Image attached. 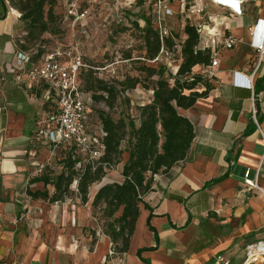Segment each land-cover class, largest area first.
Returning <instances> with one entry per match:
<instances>
[{"label": "crops", "instance_id": "0c3cea01", "mask_svg": "<svg viewBox=\"0 0 264 264\" xmlns=\"http://www.w3.org/2000/svg\"><path fill=\"white\" fill-rule=\"evenodd\" d=\"M170 1L173 15L181 17L182 40L188 19L182 5L199 2L212 16L208 28L216 29L214 21L225 22L218 25L220 31L234 36L236 43L219 50V65L211 77L209 68H194L206 75L213 89L193 107L181 109L196 129L189 157L168 173L157 174L154 189L145 197L153 207L151 224L158 241L147 225L151 211L142 205L130 250L119 259L124 264H212L217 254L225 253L240 264L247 246L264 240V193L244 182L246 169L254 177L261 166L259 185L264 190V140L253 113L255 107L264 131V56L258 61L252 44L264 34V27L255 29L264 22V0L244 1L242 14H231L213 0ZM18 11L9 0H0V264H115L107 260L110 237L99 236L97 230L91 237V208L79 194L51 203L26 193L38 169L35 162L45 163L49 156L44 147L34 157L28 151L29 138L50 105L42 87L18 80L23 70L17 50L27 33ZM236 73L252 79L254 90L235 84ZM145 97L146 102L152 100L150 92ZM252 118L254 129L245 136ZM227 171L230 175L219 183L205 185ZM109 181L106 176L101 183ZM99 184L92 188L90 206ZM31 188L44 186L36 183ZM48 189L54 190L51 185ZM151 247L138 255L139 249ZM240 255L242 261L236 263Z\"/></svg>", "mask_w": 264, "mask_h": 264}, {"label": "trees", "instance_id": "16d2710c", "mask_svg": "<svg viewBox=\"0 0 264 264\" xmlns=\"http://www.w3.org/2000/svg\"><path fill=\"white\" fill-rule=\"evenodd\" d=\"M9 1L22 12L20 18L27 32L21 39L23 42H19V47L23 50H30L31 47L28 45L30 42H43L42 37L46 33L57 32L62 24V16L55 10L59 0ZM146 23L147 25L143 27H140L138 22L136 25L144 40L146 50L144 58H153L160 52L162 42L152 19L148 18ZM183 33L186 36L184 40L181 39L182 35L173 34L171 29V36L165 40L168 47L173 46L178 38L182 41L183 60L176 74H172L164 66L141 67V71L146 73V78L155 76L157 78L151 87L150 84L144 86L146 90L153 89L152 100L144 105L135 106L134 117L129 109L125 117L115 119L111 110L120 104L122 98L129 102L128 108H131V100L125 92L135 89L141 81L140 78L128 77L119 80L115 77L106 80L99 77L92 68L83 69L80 75L83 90L92 94L94 100L92 114L99 119L106 133L103 137L105 151L101 164L93 168L90 163H86L77 168L79 158H73L75 147L68 144L61 145L56 150L55 161L60 163L63 169L55 175V169L50 164L44 165L42 172L31 178L26 188L29 197L56 203L73 195L77 187L82 203L86 204L89 201L90 188L100 183L92 200V206L101 211L102 231L112 239L113 245L116 244L114 249L117 254L129 252L142 205L151 211L147 225L155 232L158 241L157 231L151 224L154 216L153 207L145 197L154 189V177L157 174L168 173L175 164L184 162L189 157L196 137V129L181 109L193 107L199 98L207 97L213 89L209 79L194 70L198 65L211 64L210 49L201 48L200 34L188 19ZM42 45L44 42L38 44L37 52L33 54L34 60L47 51ZM130 57V54H127L125 58ZM202 86L204 89L200 90ZM259 90L256 88V91ZM99 102L105 103L109 110L97 106ZM48 104L47 102L46 105ZM232 106L236 112V107L233 104ZM252 124L255 125L253 118L251 125L245 131V136L254 129L250 128ZM124 152L127 157L121 172L123 181L101 183L107 173L104 165L107 169L114 168L121 162ZM229 175L227 171L205 185L217 184ZM36 183H42L44 189L33 190L31 186ZM49 185L54 188L52 193L48 189ZM153 248H141L138 250V255L140 256L145 249Z\"/></svg>", "mask_w": 264, "mask_h": 264}, {"label": "built area", "instance_id": "2783aa9c", "mask_svg": "<svg viewBox=\"0 0 264 264\" xmlns=\"http://www.w3.org/2000/svg\"><path fill=\"white\" fill-rule=\"evenodd\" d=\"M213 1L219 6L227 7L231 14H242V5L246 0ZM59 3L63 9L61 13L62 23L69 32L68 38L65 39L68 41L56 44L52 48L46 47L45 44L42 45L47 51L36 60L33 59L36 50H23L21 48L17 50L18 65L23 70L18 80L29 87H42L43 97L51 107L46 116L39 122V128L29 138L31 147L28 152L31 156H36L39 147H44L49 152L45 163L35 162L38 169L33 172L34 176L42 172L44 165L50 164L51 160L56 159V150L65 144L75 147L73 158H79L77 168L86 163H90L93 168L101 164V158L105 151L103 137L106 133L102 129L99 119L92 114L94 100L91 93L83 90L80 75L83 69L92 68L99 77L106 80L118 78L116 62H110L104 66H93L87 63L88 53L84 51L83 45H85V40L86 44H92L100 33L108 30L110 16L113 13L116 14L117 23L124 25L126 20L124 11L127 3L124 0H117L112 8L109 7L108 0H59ZM170 4V0H155L152 6V21L162 42L160 52L153 58H138L146 60L148 66H164L169 72L176 74L183 60L182 41L176 39L175 44L170 47L165 44L166 38L171 36L167 18L175 13ZM182 8V12L187 15L190 23L196 27L200 34L201 48L210 49L212 53L211 64L204 66L210 70L207 77H211L213 68L219 65V50L232 48L236 43V38L220 31V26L225 25V22L219 24L214 21L216 29L210 30L208 21L212 20V16L207 13L201 3L183 4ZM107 11H111V13ZM104 12L106 14L102 17ZM17 13L18 17L22 16V12L18 11ZM260 26L264 27V22L258 23L255 29ZM252 44L259 53L258 61H260L264 56V34L262 38L255 39ZM124 47L131 49L132 45L129 44ZM121 59V62L127 63L132 58L122 57ZM24 75L26 78L23 77ZM234 78L235 84L238 86L254 90L252 79H246L237 73ZM132 90H127L126 95L129 96ZM146 91L153 96L152 88ZM146 103L148 102L142 101L137 105ZM134 106V102L131 101L130 113L133 117L135 116ZM253 113L257 129L264 140V131L256 119L255 107ZM104 167L106 171L109 170L106 165ZM260 169L261 166L258 167L254 177H252L251 169H246L244 182L248 188H255L264 193L259 185ZM105 178L103 177L102 180ZM75 191L78 193L77 187H75ZM97 234L101 236L104 235V232L99 228ZM113 246L111 242L108 252L109 258L117 256ZM120 260L122 261V259ZM212 264L234 263L225 253H219L215 256ZM240 264H264V240L249 244L246 257Z\"/></svg>", "mask_w": 264, "mask_h": 264}, {"label": "rangeland", "instance_id": "374dc122", "mask_svg": "<svg viewBox=\"0 0 264 264\" xmlns=\"http://www.w3.org/2000/svg\"><path fill=\"white\" fill-rule=\"evenodd\" d=\"M127 4L125 6V24L121 25L117 23L115 20L116 14L113 13L110 16V26L108 30L100 33L97 38L92 42V44H86V40L84 41L85 45H83L84 51L88 53V57L86 59L87 63L93 66H104L110 62H116L117 66V76L119 80H124L125 78H140V83H138L137 87L130 92L129 99L134 102L135 106L137 103L146 101L147 97H145L148 92L144 89L146 84H150V87L153 81L157 78L152 77L150 79L146 78V73L141 71V67L146 64V60L143 58L146 54L144 40L141 34L139 27H137L136 22H138L140 27L146 26V20L148 18L152 19V6L155 0H124ZM117 2V0H108L109 7ZM56 12L62 13V5L58 3L56 8ZM111 13V11H107ZM104 15L102 17L105 16ZM114 19V20H113ZM100 20V19H99ZM169 28L172 29L173 34L182 35L181 30V17L177 15H173L167 22ZM69 35L66 26L62 23L60 28L57 29V32L46 33L42 38H44V44L48 48L54 47L56 44L61 42L68 41L65 40ZM84 40V38H83ZM82 40V41H83ZM179 40V38H178ZM41 41L38 42H30L28 45L31 47L30 49L37 50L38 44L43 43ZM131 44V49H127L126 45ZM127 54H130L131 60L127 63L121 62L122 57H126ZM147 59V58H146ZM128 103V104H127ZM99 107H103L106 110H109V107L103 103L99 102L96 104ZM129 106V102H126L125 98L120 99V104L111 110L112 116L115 119L120 117H125L127 111L131 109ZM134 106V107H135ZM133 107V106H132ZM130 112V111H129ZM127 154L124 152L122 155L121 162L114 166V168L107 170V173L104 177H108L110 181H123V176L121 174L122 167L124 165V161L126 160ZM46 162V161H45ZM50 166L55 169V175H57L62 169V165L55 160L50 161ZM99 184V183H96ZM89 201L84 204V206L91 208V223L87 227L89 233L92 235L96 230L101 228L103 230V220L100 218L102 216L101 211L99 209H94L91 205V195L92 189L89 190ZM75 193H77L75 191ZM78 194V193H77ZM83 205V204H81ZM111 239V238H110ZM112 240V239H111ZM112 242V241H111ZM116 248V244L114 245ZM113 246V247H114ZM240 255L238 258H234L236 263L242 261ZM123 257L121 254H117L115 258H109L108 261H115V264H124L123 260L121 261L119 258Z\"/></svg>", "mask_w": 264, "mask_h": 264}]
</instances>
